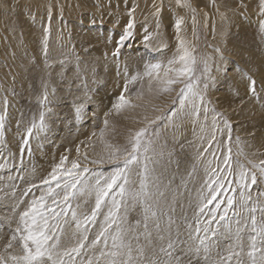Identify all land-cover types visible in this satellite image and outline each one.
Returning a JSON list of instances; mask_svg holds the SVG:
<instances>
[{
  "label": "rangeland",
  "instance_id": "1",
  "mask_svg": "<svg viewBox=\"0 0 264 264\" xmlns=\"http://www.w3.org/2000/svg\"><path fill=\"white\" fill-rule=\"evenodd\" d=\"M157 8H160L158 16L155 14ZM252 9L254 12L249 14ZM237 15L241 17L236 18ZM178 19L183 21L179 33L175 27ZM130 21L133 23L130 29L132 35L118 45ZM262 22L261 0H181L180 4L177 0H0V116L4 118L3 128H0V160L5 162L3 167L7 165L0 172V179L13 182L6 194L19 192L29 206L33 199H39L47 191L48 185L42 181L49 178L62 157H67V160L58 170L61 188L63 180L69 177L66 174L61 177L59 173L70 169L72 161L78 164V169L73 171L89 170L83 173V178L92 177L93 172L107 175L115 167L122 166V160L109 161L110 152L113 149L130 150L129 137L145 128V141L151 140L150 150L146 153L150 157L146 183L153 196L148 203L157 212V218L149 217L147 220V231L152 225L156 227L155 222H159V228L168 223V242L174 241L176 248L171 251L179 258V264L182 261H185L184 264L191 261V264H199L201 255L194 247H200V252L204 249L195 236L197 227L201 229L200 236L206 235L203 231L205 225L210 229L206 255H215L211 257L213 260L226 258L233 251L240 252L235 244L241 245L242 241L233 242L239 236L242 239L250 237L245 245H251V238L256 236V232L250 219L252 213L247 209L257 201L264 204V195H261L264 193V180L260 179L259 169L252 167V164L264 167L261 164L264 161V63L260 65L259 61L264 62ZM178 36L196 58V86L205 96V103L195 101L200 108L199 116L191 114V105L184 110L179 109L177 94L184 87L183 83L172 85L170 92H162L153 79L152 91H149V80L152 78L144 75L146 65L161 64L160 76L163 78L168 61L177 55ZM118 46L119 54L114 56ZM172 67L179 68L180 65ZM138 74L142 79L128 83ZM248 77L256 81L255 95L249 91ZM205 83L208 84L206 92ZM125 85L128 91L124 90ZM121 94L131 104L117 111L113 105L118 103ZM103 100L107 103L105 107L100 106ZM173 100H176L175 104ZM78 107L79 114L76 112ZM205 107L209 109L207 119ZM41 113L44 114V127L32 128L29 135L28 129L33 123L40 124ZM216 113L221 115L216 116L213 127ZM224 119L231 125V138ZM105 120L108 121L107 126ZM153 120L155 123H151ZM50 123L54 129L47 128ZM101 129H104L103 136ZM84 133L88 136L83 142L80 139ZM70 135L77 144L75 154L67 152L73 140L65 137ZM226 156H230V164H225ZM94 160L97 163H93ZM140 162V166L133 165L130 172V183L126 187L131 192L140 187L143 155ZM241 164L256 172L258 178V183L248 190L252 200L247 206H242L237 184ZM26 166L29 171L33 169L44 177L25 182L24 175L29 173L23 169ZM177 171L180 173L177 174ZM87 182L91 187L95 183L94 177ZM52 187L56 192L61 191V188H56L55 181H52ZM190 187H193L192 191ZM184 189L189 192L181 198ZM158 191L163 196H159ZM213 191L216 192V199L208 203ZM111 195L105 198L106 203L101 205L95 221L87 223L86 249L81 250L79 256L73 254L75 264L87 263L84 258L90 252L86 246L100 231L111 207ZM94 197V191L85 190L82 196L72 199L67 214L60 217L63 229L68 226L72 232L80 234L82 229H76L72 211L77 212L81 207L77 216L81 219L90 216L95 207ZM229 197L234 198L231 208L227 206ZM57 200H62V195ZM0 201L4 202L1 197ZM47 203L57 212L63 208L62 204L52 205L50 198ZM226 208L227 227L225 221L219 219ZM143 211L142 203L126 198L117 213L123 218L122 226L132 228L133 234L139 237L132 241L134 247L144 241ZM255 216L259 227L264 223V214L257 210ZM17 222L19 215L15 225ZM15 225L0 221V251H3ZM115 227L113 225L110 231H114ZM211 230L217 234L212 236ZM190 233L195 245L194 250L188 248L194 254L190 250L185 254L184 250L188 248L182 241L185 242ZM76 240L69 242L67 247L74 246ZM168 242L151 246L147 256L155 258L154 254H158L161 260H166L159 249L167 246ZM99 247L88 249L97 251L95 254L99 255ZM226 247L229 249L226 250ZM179 249L183 252H177ZM15 250L19 252V247L16 246ZM77 256L83 259L79 260ZM239 259H245L243 253ZM92 261L98 264L96 257ZM228 264H237V258L233 257Z\"/></svg>",
  "mask_w": 264,
  "mask_h": 264
},
{
  "label": "snow or ice",
  "instance_id": "2",
  "mask_svg": "<svg viewBox=\"0 0 264 264\" xmlns=\"http://www.w3.org/2000/svg\"><path fill=\"white\" fill-rule=\"evenodd\" d=\"M181 0H177L180 4ZM195 11V10H193ZM160 8L156 9V15L158 16ZM261 12L264 13V0H261ZM182 19L176 21L177 33L180 31V25ZM195 23V18H193ZM133 23L130 21L121 35L118 45L122 44L123 41L132 35L130 29H132ZM157 27H159V21L157 22ZM261 28L264 29V22L261 23ZM147 39V37H146ZM179 40V46L177 49V55L173 59L168 61V67L164 68L163 78L160 76V71L162 69L161 64L146 65V71L144 75L152 78L149 80V91H152V80L155 79L157 84L160 86L159 91L170 92L172 91V85L183 83L184 87L180 89L177 94L179 97V109L184 110L188 105H191V114L194 116H199L200 108L195 101L199 100L201 104L205 103V96L202 91L198 89L196 78L194 77L196 58L192 54V51L185 46V41L177 37ZM119 46L113 52L116 56L119 54ZM219 51V49H217ZM179 64V68L172 67L173 65ZM207 71V66H205ZM174 73V75H169ZM155 74V75H153ZM138 79H142L139 76H133L128 83H135ZM249 80V91L255 95L256 94V81L251 77ZM208 84H204V91L206 92ZM125 91H128L127 85H125ZM142 93L140 96L142 97ZM47 99L45 94L44 100ZM176 103V100H173ZM210 103V102H208ZM7 104V100H5ZM131 102L125 98L123 94L119 97L118 103L113 105V108L117 111L122 110L125 107L130 106ZM174 110V114H175ZM209 109L204 108L205 119H207V113ZM215 112V109H212ZM77 114L80 112V108L76 109ZM221 114L216 113L213 116V127L216 125V116ZM3 117L0 116V128H3ZM156 119H161V117H156ZM44 114L40 115V124L37 125L33 123L32 127L28 129V134L31 135L32 128L44 127ZM105 126H107L108 121H104ZM155 123V121H151ZM224 124L228 128L229 138H231V125L224 119ZM147 129L141 128L139 131L135 132L129 137V148L123 150L113 149L109 154V161L115 162L122 160V166H117L111 173L105 175L102 172H93L92 177L95 179V183L89 187L88 179L92 177L83 178V173L88 172L87 168L82 171H73L78 169V164L76 161H72L70 169H64L59 175L63 177L65 174L69 177L63 180V187L61 188V180L58 179V170L62 168L67 157H62L60 164L57 165L49 178L42 181L43 184L48 185L47 191L44 192L39 199H33L31 204L23 211L19 213V222L15 230L12 232L10 238L4 244L3 251H0V264H74L75 255H80L81 250L85 248V242L88 240V228L87 223L90 221H95V218L101 208L103 203H106L105 198L111 195V207L109 208L108 214L104 217V222L100 227V231L96 234L95 238L87 245L88 248L96 249L98 245H102L99 249V257H97V262L100 264L102 258V264H179V258L173 255L172 249L175 248V244L169 240L166 247L161 246L159 252L167 257L166 260H161L158 254H154L155 258H149L145 249L139 244L135 247L132 241L138 240L139 237L133 234L132 228L125 229L123 225V218L117 215L122 203L125 202L126 198H130L133 202H140L143 204L144 208V228L146 230L145 235L150 238L151 234L147 232L148 224L147 220L149 217H156L157 212L153 209L152 204L148 203L152 199L153 193L148 191L147 186V176H148V164L147 161L150 159L146 155L150 150L151 140L145 141ZM104 134V129H101V136ZM95 135V133H93ZM214 139V137H213ZM27 143V140L24 141ZM237 142H239V137H237ZM108 147H111L110 145ZM79 151V149H77ZM231 153V148L228 149ZM143 155L144 163L142 164L143 173L141 174L140 187L139 190L131 192L127 185L130 183V172L133 165L140 166V157ZM97 163V161H92ZM225 164H230V156L225 157ZM249 163H252L249 161ZM264 165V161H261ZM3 167V165H0ZM253 168H258L260 172V179L264 180V167L260 165L252 164ZM52 181L56 182V188H61L60 192H56L52 187ZM258 183L257 174L254 171L246 169L244 165H240V171L238 173L237 184L240 188V198L243 202L242 206H247L248 202L252 200V196L248 191L253 185ZM77 185H80L77 188ZM223 187V185H220ZM116 190L113 193V190ZM85 190L95 192V207L92 209L91 215H86L81 219L77 216L76 212L72 211V221L76 225L77 230H81L80 238L77 240L72 247H63L61 244V236L64 234V229L61 226L60 217L67 214V210L71 207L72 199L82 196ZM235 191V189H233ZM27 194V193H25ZM159 196H163L162 192L157 193ZM62 195V200H57V197ZM264 195V193H261ZM120 197V199H117ZM51 199L52 205H63L60 212L56 211L55 207H51L47 200ZM216 199V192L213 191L212 197L208 200L211 203L212 200ZM234 198L229 197L227 199L228 208L233 207ZM127 207V204H125ZM219 208V204H217ZM252 215L250 216L253 231L256 232V236L251 238L250 250L247 252V256L251 261V264H264V223H261L257 227V219L255 213L259 210L264 214V204L259 203V201L253 203L251 207L247 209ZM203 211V207L200 208ZM227 208L225 209V214L219 217L220 220L225 221V226H228ZM213 219H215V214H213ZM53 221L50 223L49 221ZM119 221V222H118ZM68 223V221H64ZM139 223V221L137 222ZM116 225L114 231H110ZM159 228V224H156ZM201 229L197 227L195 229L196 239L199 240V245L203 247L204 251L207 252L209 248V237L207 233L210 231L209 227L205 225L203 231L206 233L204 236H200L199 232ZM212 231V236L217 233ZM239 231V230H238ZM257 236L260 237V246L257 245ZM76 237V233H72V238ZM189 238H192V234H189ZM163 239V237H161ZM109 240L111 244L109 245ZM16 246L19 247V252H16ZM240 247V252H230L229 256L226 258H221L217 264H228L233 257L237 258V264H243L239 259L244 249L242 245ZM195 251L199 252L200 247H196ZM67 258V259H65ZM88 264H93L90 258Z\"/></svg>",
  "mask_w": 264,
  "mask_h": 264
},
{
  "label": "bare ground",
  "instance_id": "3",
  "mask_svg": "<svg viewBox=\"0 0 264 264\" xmlns=\"http://www.w3.org/2000/svg\"><path fill=\"white\" fill-rule=\"evenodd\" d=\"M86 1V0H85ZM254 12V10L252 9V10H249V14H252ZM248 14V15H249ZM247 15V14H246ZM255 15V14H254ZM241 16L240 15H237V17L236 18H240ZM254 17H256V15L255 16H253V19H254ZM253 19H252V21H253ZM256 19V18H255ZM254 19V20H255ZM243 21V20H242ZM239 23V22H238ZM236 52V51H235ZM259 57V56H258ZM100 61V60H99ZM260 61V65H263V61L262 60H259ZM261 68H263V66H261ZM106 79V78H105ZM109 79V78H108ZM241 85V84H240ZM239 85V86H240ZM115 86V85H114ZM246 87V86H245ZM240 88V87H239ZM101 92V91H100ZM117 93V92H116ZM244 93V92H243ZM101 96V95H100ZM102 97H100V99H101ZM105 99V98H104ZM99 100V99H98ZM106 102L103 100L102 102H101V107L102 106H106ZM256 107V106H255ZM251 108V107H250ZM101 112H103V110L101 111ZM102 114V113H101ZM50 122V121H49ZM97 122V121H96ZM53 125H55V124H53ZM23 127V126H22ZM21 128V127H20ZM47 128H53V126H51V123H50V125L48 124V127ZM21 129H23V128H21ZM54 129V128H53ZM51 130V129H50ZM81 130V129H80ZM89 131V130H88ZM87 131V132H88ZM85 132H86V130H85ZM85 134V133H84ZM81 135V141L83 140V142L85 141V139H84V137H86V136H88L87 135V133L85 134V135ZM91 134V133H90ZM69 137V138H68ZM65 138H68V139H72L73 140V142H71V144H72V146H70V148L68 149L69 151H67V152H71L72 154H75L76 153V150H75V148H76V141L74 140V138H73V136H66ZM64 141H65V139H63ZM261 141H262V139H260ZM68 141V140H67ZM81 141H77V142H79V144H82L83 142H81ZM66 142V141H65ZM67 143V142H66ZM65 143V144H66ZM259 143H260V141H259ZM261 144H262V142H261ZM83 145V144H82ZM85 145V144H84ZM263 145V144H262ZM64 147V146H63ZM11 155L9 154V156H7V158L9 159V157H10ZM45 156H46V154H45ZM48 156V155H47ZM51 157H52V155H50ZM50 158V157H49ZM56 160V159H55ZM0 164L1 165H3L4 166V164H5V162H3L2 161V159L0 160ZM55 163V162H54ZM37 166V165H36ZM5 168H7V165L5 166V167H0V172L2 171V169H5ZM24 170H27L29 173H25V175H24V177L26 178V180H25V178H24V180H25V182H29V180L31 181V179H32V181H34V179L35 178H39L40 179V177H44V176H42V174L40 173V174H38L36 171H33V169H32V171H29L28 170V168H27V166L26 167H24L23 168ZM47 171V170H46ZM3 172V171H2ZM180 172H178L177 171V174H179ZM0 176H1V174H0ZM49 177V176H48ZM27 179H29V180H27ZM38 179V180H39ZM37 180V179H36ZM35 180V181H36ZM173 181V180H172ZM25 182H22L23 184L25 183ZM13 184V182L12 181H9V182H7V179H0V197H1V199L4 201V202H6V203H4V202H1L0 201V221H2L4 224H7V225H15L16 223H14L15 222V220H16V218H17V216L19 215V213L20 212H22V211H24L27 207H28V205H27V199L26 198H24V197H22L21 195H20V193L19 192H16V191H11L10 192V194L8 195V194H6V192L7 191H9V188L11 187V185ZM191 188V191L193 190V187H190ZM184 191L185 192H182V197L181 198H185L187 195H185V193H187V192H189L187 189H184ZM178 193V192H177ZM87 194H88V192H87ZM86 194V195H87ZM188 194V193H187ZM92 195V194H91ZM180 195V194H179ZM89 196V195H88ZM184 196V197H183ZM27 197H30V195H27ZM167 197V196H166ZM88 198V197H87ZM95 198V197H94ZM165 198V197H164ZM25 199V200H24ZM89 199V198H88ZM92 201V200H91ZM183 205H184V203H183ZM192 205V204H191ZM196 206V205H195ZM80 207V206H79ZM135 207H136V205H135ZM133 208V207H132ZM191 208V207H190ZM80 209H81V207L79 208V210L78 211H80ZM92 209V208H91ZM91 209H89V210H91ZM135 209V208H134ZM179 209V208H178ZM184 209V208H183ZM192 209V208H191ZM131 210V209H130ZM181 210V209H180ZM179 210V211H180ZM188 210H190V209H188ZM193 210V209H192ZM192 210H190V211H192ZM77 211V212H78ZM134 211V210H133ZM76 212V213H77ZM135 212V211H134ZM133 212V213H134ZM139 212V211H138ZM144 212V211H143ZM159 212H161V211H159ZM158 212V213H159ZM174 212H176V211H174ZM79 213V212H78ZM132 213V212H131ZM140 213V212H139ZM163 213V212H162ZM184 213H185V211H184ZM187 213V212H186ZM182 214V212L180 213V215ZM194 214V213H193ZM193 214H192V216H193ZM80 215V214H79ZM130 215V214H129ZM169 215V214H168ZM178 215V214H177ZM185 215V214H184ZM191 215V214H190ZM81 216V215H80ZM163 215H161V217H162ZM179 216V215H178ZM183 216V215H182ZM175 217H176V215H175ZM156 218H157V216H156ZM159 218V217H158ZM162 218H165V217H162ZM182 218V217H181ZM180 218V219H181ZM170 219V218H169ZM179 219V218H178ZM192 219H193V217H192ZM188 220V219H187ZM155 221H156V219H155ZM154 221V222H155ZM184 221H185V218H184ZM190 221V220H189ZM166 222H169V220H168V218H166ZM188 222V221H187ZM186 222V223H187ZM18 223V222H17ZM159 223V222H158ZM161 223V222H160ZM179 223H181L180 222V220H179ZM75 224V223H74ZM139 224V223H138ZM154 224H157L156 222L154 223ZM188 224V223H187ZM186 224V225H187ZM133 225V224H132ZM160 225H162V223L160 224ZM182 225V224H181ZM17 225H15L14 227H16ZM153 227H151L150 226V229L147 231L148 233H150L151 234V236H150V238L149 237H147L146 235H145V233L143 234L144 235V241H143V243H140L139 244V246H141V247H143L144 249H145V253H146V255H148V253H150V248H151V246H159V245H161V244H163V243H166V241L168 242V237L170 236L169 234V232H170V229H168V223H167V225L165 226V227H163V228H157V227H154V225H152ZM188 226V225H187ZM127 227V226H126ZM161 227V226H160ZM183 227V226H182ZM181 227V228H182ZM140 228V227H139ZM142 228H144V227H142ZM178 228H180V227H178ZM186 230V229H185ZM184 230V231H185ZM176 231V230H175ZM146 232V231H145ZM180 232V231H179ZM179 232H178V234H179ZM72 230L68 227V226H66L65 228H64V234L61 236V244H62V246L63 247H67L68 245V243L69 242H74V240H76L77 238H80L79 236H80V234L79 233H76V237L75 238H72ZM142 233H143V231H142ZM189 233V232H188ZM153 234H155L156 236H154ZM159 234H161V235H163V236H161V235H159ZM173 234V233H172ZM137 235V234H136ZM182 235V234H181ZM189 235V234H188ZM200 235V234H199ZM196 236V235H195ZM203 236V235H202ZM161 237H163V239H161ZM236 237V236H235ZM247 237V236H246ZM258 237V236H257ZM141 238V237H140ZM238 238V237H237ZM170 239V238H169ZM181 239V238H180ZM184 240L186 239V238H183ZM249 239H250V237H247V238H241L240 236H239V238H238V240L237 239H235V240H237V241H233V242H239V241H242V246H243V249H244V251H243V255H244V257H245V259H241V261L243 262V264H251V261H250V259L248 258V256H247V252L250 250V245L249 244H246L245 245V241H248V243H249ZM78 240V239H77ZM76 240V241H77ZM175 240V239H174ZM194 239L193 238H191V239H189V237H188V239L184 242V241H182L183 242V244L185 243V245H187L186 247L188 248V247H190L192 250H194V248H196V247H194V245L195 244H193V243H195V241H193ZM259 242H257V244H258V247L260 246V238H259V240H258ZM135 242V241H134ZM142 242V241H141ZM174 242V241H173ZM178 242V241H177ZM198 242H199V240H198ZM233 242H231V243H233ZM4 243V242H3ZM235 243H233V244H235ZM244 243V244H243ZM73 244V243H72ZM138 244V243H137ZM143 244V245H142ZM197 244V243H196ZM236 245V247H237V245H239V243L238 244H235ZM184 246V245H183ZM87 247V246H86ZM97 247H99V246H97ZM166 247V246H165ZM194 247V248H193ZM176 248V247H175ZM227 249L226 250H228L229 249V247H226ZM238 248H240L239 246H238ZM84 249H86V248H84ZM98 249V248H97ZM99 249H100V247H99ZM178 249V248H177ZM183 249V248H182ZM191 249H186L185 248V254L187 253V251L188 250H190L191 251ZM83 250V249H82ZM87 250H88V252H90L87 256H86V258H84V260H85V262H87L86 264H88V261H89V259L91 258V259H94L95 257L97 258V257H99V255H97V254H95V252L97 253V251H91V250H89L88 248H87ZM87 250H84L85 252H87ZM181 249H179L177 252H179V253H182L181 251H180ZM153 251V250H152ZM172 251H175V250H172ZM82 252V251H81ZM192 253H193V251H191ZM174 253V252H173ZM189 253V252H188ZM187 253V254H188ZM80 254H82V253H80ZM84 254V253H83ZM176 254V253H175ZM194 254V253H193ZM206 254H208L207 252H205V251H199L198 252V255H201V257L199 258V260H198V262H199V264H213V263H215V264H217V262L220 260V258L219 259H217L216 257H218V256H216L215 258H216V260H213L212 258H213V256H215V255H213V256H211V255H206ZM97 255V256H96ZM79 256V255H78ZM77 256V257H78ZM83 256V255H82ZM85 256V255H84ZM83 256V257H84ZM162 256V255H161ZM178 256H180V255H178ZM83 257H78V258H80L79 260H81V258L83 259ZM194 257V256H193ZM212 257V258H211ZM220 257H222V256H220ZM167 258V257H166ZM210 258L213 260H210ZM225 258V257H224ZM67 259V258H66ZM164 259V258H163ZM183 262V261H182ZM182 262H180V264L182 263ZM185 262V261H184ZM184 262L182 263V264H184ZM192 262V261H191ZM191 262H190V264H191ZM101 263H102V261H101ZM75 264V263H74ZM186 264V263H185ZM187 264H189V263H187ZM193 264V263H192ZM195 264V263H194Z\"/></svg>",
  "mask_w": 264,
  "mask_h": 264
}]
</instances>
